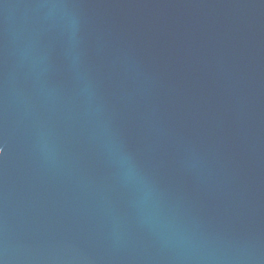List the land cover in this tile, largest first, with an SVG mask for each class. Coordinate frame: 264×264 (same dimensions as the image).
Here are the masks:
<instances>
[{
    "label": "water",
    "instance_id": "1",
    "mask_svg": "<svg viewBox=\"0 0 264 264\" xmlns=\"http://www.w3.org/2000/svg\"><path fill=\"white\" fill-rule=\"evenodd\" d=\"M0 264H264V0H0Z\"/></svg>",
    "mask_w": 264,
    "mask_h": 264
}]
</instances>
